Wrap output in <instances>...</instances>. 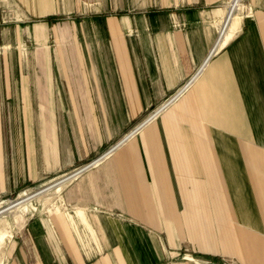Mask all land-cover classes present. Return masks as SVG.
Masks as SVG:
<instances>
[{
  "label": "crops",
  "instance_id": "1",
  "mask_svg": "<svg viewBox=\"0 0 264 264\" xmlns=\"http://www.w3.org/2000/svg\"><path fill=\"white\" fill-rule=\"evenodd\" d=\"M12 1L31 47L20 64L0 27V198L93 159L191 82L26 214L3 264H264V0L212 55L227 0Z\"/></svg>",
  "mask_w": 264,
  "mask_h": 264
},
{
  "label": "rangeland",
  "instance_id": "2",
  "mask_svg": "<svg viewBox=\"0 0 264 264\" xmlns=\"http://www.w3.org/2000/svg\"><path fill=\"white\" fill-rule=\"evenodd\" d=\"M230 1L231 0L226 1L227 10H228ZM227 10H226V13H227ZM235 12L238 13L237 19H239V20H241L242 17L251 18V16H252V10L248 5L247 0H241L239 3V6L237 7V10ZM225 16H226V14H225ZM225 16H224V18H225ZM238 17H240L241 19ZM224 18H223L222 22H220L218 25L214 26L215 35H216L215 40H216L218 31H219L221 25L223 24ZM21 19H22V17H20L19 10L17 9V6L15 5V3L12 0H0V27L1 28L2 27H7V28L9 27V28H11L12 33H13V30L17 29L18 32L20 33L19 42H17V44H16V42H14L13 48L18 50V56H19L18 60H19L20 64L25 65L26 59H27V49L31 47V42L29 41V37L26 36L25 26L20 21ZM53 42L54 41H51V44H53ZM163 102H164V100H163ZM159 106H160V104L151 106V108L147 111V113L145 115L146 118H148V116ZM137 124H138V122L135 123L133 125V127H135ZM139 125L140 124H138L137 126H139ZM111 145H113V144H111ZM111 145L107 146V148L105 150H107L108 147H110ZM98 155L99 154H97V156ZM89 161H87V162H89ZM76 167H78V166H76ZM76 167H74V168H76ZM74 168H72L71 170H68L67 172H64V173L67 174L68 172H71ZM63 174L56 176V177H52V178H44L43 180H41L38 183H35L31 186H27L26 188H23V190H20L14 194L8 195L7 197L0 198V209L7 206L12 201H17L21 197L24 198L26 196H30L34 192L41 191L42 189L46 188L47 186L53 185L55 182L60 181L61 179L64 178L65 175H63ZM69 180L65 181V183L63 182L57 186L52 187L48 191H45L44 193H42L38 196L32 197L31 199L25 201L24 203L20 204L19 206H16V207L10 209L9 211H7L5 213L0 214V264H3V260H4V258H6V253H7L6 251H7V245H8L7 243H8L10 236H11L10 230L13 228L20 229L21 227H23V225L25 224V221H26V214H28L30 212H37V211H40V210L47 208L54 201L56 196L59 194L61 188L63 186H65V184ZM223 259L232 260L229 258H223Z\"/></svg>",
  "mask_w": 264,
  "mask_h": 264
},
{
  "label": "bare ground",
  "instance_id": "3",
  "mask_svg": "<svg viewBox=\"0 0 264 264\" xmlns=\"http://www.w3.org/2000/svg\"><path fill=\"white\" fill-rule=\"evenodd\" d=\"M241 0H231L230 3H229V7H228V10H227V13L225 18H224V21H223V24L221 26V35H220V38L219 40L217 41L216 43V46L213 48L212 50V53L220 48L224 43L225 41H227L229 38H230V33L234 30H232L233 26H235V24H238L240 22L239 19H237V14L235 11L237 10V7L239 6V3H240ZM240 18V17H238ZM211 53V51H210ZM211 53V55H212ZM198 73V72H197ZM180 91V90H179ZM166 106V104L164 105ZM169 106V105H168ZM165 108V107H164ZM163 107L160 108L161 111L164 109ZM159 111V110H158ZM157 111H155L152 115H150L146 120L147 121H143L139 126H137L134 130H132L131 132H129V134H127L126 136H124V138L122 140H120L119 142H117L118 144L114 147V149L112 150V153L120 146L121 142L125 141L127 138H129L132 134H134L140 127H142L144 125V123L148 122L150 119L154 118V114H157L156 113ZM160 112V111H159ZM98 163L95 162V166L97 165ZM84 172V171H83ZM82 174V173H81ZM72 178V177H71ZM70 177L67 175L66 177L64 176L63 179H61L60 181H57L55 182L53 185L51 186H47L46 188L42 189L41 191H37V192H34L32 193L30 196H26V197H21L19 200L17 201H12L10 202L7 206L3 207L2 209H0V214L2 213H5L7 211H9L10 209L16 207V206H19L20 204L24 203L25 201L31 199L32 197H35V196H38L42 193H44L45 191H48L49 189H51L52 187L54 186H57L61 183H65V181L69 180Z\"/></svg>",
  "mask_w": 264,
  "mask_h": 264
},
{
  "label": "built area",
  "instance_id": "4",
  "mask_svg": "<svg viewBox=\"0 0 264 264\" xmlns=\"http://www.w3.org/2000/svg\"><path fill=\"white\" fill-rule=\"evenodd\" d=\"M222 26V25H221ZM220 35H221V27L218 31V34H217V37H216V40L212 46V49H211V53H212V50L213 48L216 46V43L217 41L219 40L220 38ZM191 82V79L188 80L183 86L182 88L178 89L174 94H172L171 96L167 97L166 99H164V102L160 104L159 107H157L150 115H152L155 111L159 110L160 108H164L162 111H164L166 108H168L182 93H183V90L181 92H179V90L181 89H185L188 87V84H190ZM166 104V106H164ZM169 105V106H168ZM162 111H160L159 113H161ZM154 114V118L156 116H158V114ZM149 115V116H150ZM148 116V117H149ZM153 118V119H154ZM118 143L116 142L115 144L111 145L110 147H108L107 150H105L104 152H102L101 154H99L98 156L94 157L93 159H91L89 162L83 164V165H80L76 168H74L71 172H68L67 174H63V175H68L70 178L71 177H76L78 175H80L81 173H83V171H87L89 169H92L93 167H95V162H97L98 164L103 161L105 158H107L108 156H110V154L112 153V150L114 149V147L117 145ZM97 164V165H98ZM223 264H234L233 260H226V259H223L222 260Z\"/></svg>",
  "mask_w": 264,
  "mask_h": 264
}]
</instances>
